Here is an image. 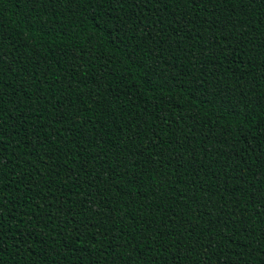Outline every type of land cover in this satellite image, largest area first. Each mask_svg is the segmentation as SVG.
<instances>
[{
  "label": "trees",
  "instance_id": "1",
  "mask_svg": "<svg viewBox=\"0 0 264 264\" xmlns=\"http://www.w3.org/2000/svg\"><path fill=\"white\" fill-rule=\"evenodd\" d=\"M0 34L3 264H264V0H0Z\"/></svg>",
  "mask_w": 264,
  "mask_h": 264
},
{
  "label": "snow or ice",
  "instance_id": "2",
  "mask_svg": "<svg viewBox=\"0 0 264 264\" xmlns=\"http://www.w3.org/2000/svg\"><path fill=\"white\" fill-rule=\"evenodd\" d=\"M26 2H30L33 4H38V5H42L44 0H26ZM49 3H55L56 0H48ZM97 2H99V0H97ZM150 0H143L144 5L146 6L147 3H149ZM193 3L196 2V0H192ZM249 3H255V0H249ZM137 6L139 7L140 4L137 3ZM260 25L258 24L257 27H259ZM3 40V36L2 34H0V41ZM0 57H2V53H0ZM3 59L0 58V63H3ZM0 136H2V133H0ZM256 190L255 192H253L251 194V200L253 203L257 204L261 209H264V179H262L259 182V185H254L253 186ZM0 207H2V204H0ZM254 235V233H253ZM4 251H6V249L4 248H0V253H3ZM3 256L0 255V264H3Z\"/></svg>",
  "mask_w": 264,
  "mask_h": 264
}]
</instances>
